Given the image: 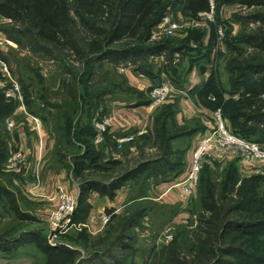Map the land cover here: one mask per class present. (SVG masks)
Listing matches in <instances>:
<instances>
[{
    "label": "rangeland",
    "instance_id": "1",
    "mask_svg": "<svg viewBox=\"0 0 264 264\" xmlns=\"http://www.w3.org/2000/svg\"><path fill=\"white\" fill-rule=\"evenodd\" d=\"M68 1L71 2V0ZM211 6H213L212 20H203L200 14L194 20L185 18L180 10L174 13L168 12L166 16L182 24L181 29L173 35H167L162 31L158 37L156 34L155 38L152 33L151 40L158 41L166 37L179 36L188 29L205 30L217 14L220 17L219 24L225 30L222 31L223 37L218 38V43L213 48L211 60L207 66L215 73L220 86L229 92L234 88L230 80L233 76L235 77V74L230 72V67L237 62L264 65V52L255 48L253 43H241L235 48H229L225 43L226 33L232 36H264V23L250 17L251 14L261 11V8L247 7L237 3L217 6L215 0H209V8ZM70 9V16L76 17L74 9L72 7ZM158 26L160 28V23L153 29ZM9 27L14 30L21 28L18 24L15 27L9 19L0 15V90L4 93L6 100H12L14 103L13 112L0 122V143H5L8 147L7 160L3 169L0 170V188L3 187L5 190H1L3 193H0V237L5 234L14 236L21 230L33 229L48 240V218L54 205L51 201L54 193L51 196H48L49 194L38 196L35 192L31 194L23 188L22 178H28L27 175L23 177L20 174L25 163L15 170L6 167L14 152H22L19 149L17 130L23 128L27 138H32L34 143L40 140L45 144L46 140L47 164L51 166V169L64 170L71 181L77 185L85 179L107 182L124 170L133 168L139 161L151 162V167L145 176L137 181L126 183L132 188L128 194L129 200L120 208V211L115 212L118 215L124 214L129 217L144 206L145 213L139 219L138 224L121 231L120 222L115 220L110 224L109 216H106V224L100 232L92 234L86 229L91 238L87 244L81 240L77 242V233L85 228L80 223L75 224L76 226L61 234L56 240L57 245L61 244L76 250L62 264H174L172 259L177 251H179V257L190 263H196V257L201 256L204 250L201 248L204 245L198 241L205 239L207 234L206 224L203 222L210 215L204 209L205 200L202 201L204 197L202 195L205 193L210 196L214 195L213 200L216 202V207L221 206L219 192H222L224 182L229 180L230 184L232 181L229 177L236 179V182L233 181L231 184V189L226 190L228 196H233L231 198L234 199L237 188L243 180L257 174V171L258 174L264 172V163L259 162L247 166L231 154L213 151L204 165L207 166L202 172L200 171L201 174H199L200 177L192 195L187 197L180 187L168 188L184 174L188 166V154L191 153L197 139L213 124V114L220 108L216 110L208 107L202 108L191 95H188L186 87L181 89L174 87L176 91L172 92L163 104L153 109H149V104L143 105L144 108L133 107L132 104L139 99L150 100L149 93L152 88L169 82V80L166 81L163 74L160 77L163 79L162 82L155 85L158 79L152 81L138 73L134 69L136 65L131 61L116 64L109 62L101 67L95 65L93 74L88 79L90 90L85 92L81 60L73 49H66L62 55L57 54L61 56L59 63L52 57L34 51L24 38L17 37L18 39L14 40L10 34L7 35L1 30V28L9 29ZM14 34L17 35L16 32ZM164 58L163 55L154 56L150 61L155 68H159ZM208 74L206 72V76ZM196 78L198 80L199 76L196 75ZM15 85L18 88L16 96H7V92L12 86L15 88ZM99 89L107 92L97 97L93 90ZM245 90L243 85L239 86L232 98L239 100L247 94ZM139 94H144L145 97L141 98ZM261 94L264 99V93ZM182 97L188 102L191 115L186 118L181 117L179 120L178 101ZM173 102L178 104L174 120L168 117L165 122L170 132L160 133V108ZM112 108L122 121L133 119L140 121L142 128L137 123L140 128L133 124L128 130L120 127L110 133L115 138V140L112 139L114 141L125 135H135L136 137L131 142L123 143L121 146L115 144L114 141L96 144L94 139L92 141L91 138L81 134L85 127L93 125L95 119H108L110 126ZM155 118L157 124L154 126ZM226 123L231 128L228 120ZM197 126H203V129H199L188 139L185 137L170 139L169 145L171 150H174L173 153H169L166 144L161 141L160 135L163 139L165 136H173L178 132L179 127ZM139 132H141L140 135H138ZM124 133L127 134L124 135ZM87 139L91 141L92 151L84 154L83 142ZM261 144L264 147V143ZM81 154L86 155L83 161L78 158ZM162 160H168V162L160 168ZM171 161L174 164H170ZM170 167L173 168L170 169ZM175 174H178L177 177H173ZM263 184L259 188L262 195H264ZM58 186L75 196L71 190H66L62 185H57L52 192ZM213 187L214 191H212ZM46 196L52 202V206L44 214L42 203L38 200H47ZM7 198L15 202L20 212L27 218L26 220L18 222L13 213L5 210ZM233 216L234 214L229 218ZM29 218L33 219L28 220ZM120 231L124 237L115 240V235L117 236ZM122 243L126 244L125 248L120 246ZM198 248L202 251L196 255ZM22 253L35 254L30 249H25ZM92 256H95L93 260L88 261V258ZM43 259L40 255L36 258L35 264H45L46 260ZM53 264L61 263L54 261Z\"/></svg>",
    "mask_w": 264,
    "mask_h": 264
},
{
    "label": "trees",
    "instance_id": "2",
    "mask_svg": "<svg viewBox=\"0 0 264 264\" xmlns=\"http://www.w3.org/2000/svg\"><path fill=\"white\" fill-rule=\"evenodd\" d=\"M215 3L217 6L237 3L247 7L261 8V11L251 14L250 17L264 23V0H215ZM70 7L74 9L76 17L70 16ZM177 10H180L185 18L194 20L200 13L209 10V0H71V2L68 0H0V15L9 19L15 27L17 24L21 27L17 30L11 27L1 28L7 35L10 34L11 38L14 40L18 39L17 37L24 38L34 51L52 57L59 63L61 56L57 54L62 55L66 49H73L81 60L85 92L90 90L88 79L93 74L94 66L101 67L104 63L116 64L131 61L136 65L135 71L152 81L158 79L155 85L162 82L163 79L160 77L164 74L166 79L178 89L184 87L188 75L195 68L202 78L188 91V95L198 99L202 105L212 110L220 108L224 120H228L231 125V128L227 127L232 133L263 146L261 143H264V99L261 93H264V65L235 63L229 69L233 75L235 74V77L233 76L230 80L234 88L229 92L225 91L216 80L215 73L207 66L211 60L213 48L218 43V29H224L219 24L220 17L217 14L205 30L188 29L181 36L166 37L158 41L151 40L152 29L168 12L174 13ZM226 34L225 43L229 48H235L241 43H253L255 48L264 52V36ZM162 55L165 57L163 62L159 68H155L150 59ZM175 59H177L176 62ZM206 72L209 74L204 77ZM242 85L246 88L247 94L239 100H234L233 93H236L238 87ZM106 92L104 89L93 90L97 97ZM139 96L145 97L144 94ZM210 96L214 97V100H210ZM176 102L161 106L160 133L170 132L165 122L168 117L174 120L178 105ZM149 103V99H139L132 105L143 106ZM13 110V101L6 100L4 93L0 90V122ZM156 124L155 118L153 125ZM199 129H203V126L179 127L178 132L173 136H165L163 139L160 135V138L162 143L166 144L169 153H173L174 150H171L169 145L170 139L174 137L188 139ZM82 133L93 141L95 135L93 125L85 127ZM112 139L115 140L107 128L103 142L114 141ZM114 143L116 144V141ZM83 144L84 154L92 151L90 139L84 140ZM7 157L8 147L5 143H0V170L3 169ZM83 157L86 155L78 156L82 159L80 161H83ZM167 162L168 160H162L160 168ZM150 163V161H139L133 168L124 170L107 182L95 179L82 180L78 185L79 193L76 197L75 211L71 217L72 223H82L85 219L89 208L86 196L89 192H97L112 199L116 191L127 182L137 181L145 176L151 167ZM170 164L174 162L171 161ZM229 178L232 182L229 184V180L223 181L222 192H219L221 206L216 207L214 195L210 196L206 193L202 195L204 196L202 201L205 200L204 209L210 213L207 220L203 219L207 229L206 237L198 241L204 245L201 247L204 249L202 255L196 257V263H190L179 257V251H177L172 259L174 264H264V195L259 191L264 183V175L255 174L243 180L237 188L234 199L231 198L233 196H228L226 190L232 187L231 184L233 181L236 182V179ZM1 190L4 188H0V193H3ZM133 200L134 198L130 200V204ZM4 207L7 212L15 215L18 222L27 219L11 198H7ZM145 209L144 206L140 207L129 217L124 214L118 215L112 209L107 210V213L110 224L116 220L121 224V231H125L126 228L138 224L139 219L144 216ZM233 214L234 216L229 218ZM121 231L117 236L115 235V240L124 237ZM76 239H78L77 242L81 240L84 244L91 240L86 229H81ZM120 246L125 248L126 244L122 243ZM25 249L35 252L33 264L40 255L44 258L43 260H46L45 264H53L54 261H60L62 264L76 251L61 244L51 246L45 236L33 229L21 230L14 236L5 234L0 237V252L5 255L27 254L22 253ZM201 251L198 248L196 255ZM94 257L88 258V261H92Z\"/></svg>",
    "mask_w": 264,
    "mask_h": 264
},
{
    "label": "built area",
    "instance_id": "3",
    "mask_svg": "<svg viewBox=\"0 0 264 264\" xmlns=\"http://www.w3.org/2000/svg\"><path fill=\"white\" fill-rule=\"evenodd\" d=\"M203 20H212L213 6L208 11L200 13ZM163 33L167 35H173L179 29L182 24L177 20H172L169 16H164L160 22ZM223 30L218 29V38L223 37ZM17 86L7 92V96H16ZM176 91L174 86L169 83H163L159 86L152 88L149 93L150 103L149 109H153L158 105L163 104L172 92ZM210 100H214V97L210 96ZM109 126L108 119H95L93 127L95 130L94 142L100 144L104 140V133ZM141 132L138 133L140 135ZM136 136L125 135L116 139V143L121 146L123 143L131 142ZM213 151H222L231 154L240 159V161L250 166L256 163H264V147L258 143L245 140L232 133L226 125L220 109H217L213 114V124L197 139L195 145L191 151V159L189 168L179 180L172 184L173 187H180L183 194L187 197L192 195L194 188L198 183L200 171L204 165L208 162ZM25 163V156L22 152H14L8 160L7 168L19 169ZM258 174V171H257ZM264 175V172L261 173ZM51 201L54 203L53 208L48 218V243L51 246L57 245V239L59 236L70 228L76 226L71 221L72 214L76 207V197L71 193H67L59 186L55 190Z\"/></svg>",
    "mask_w": 264,
    "mask_h": 264
},
{
    "label": "crops",
    "instance_id": "4",
    "mask_svg": "<svg viewBox=\"0 0 264 264\" xmlns=\"http://www.w3.org/2000/svg\"><path fill=\"white\" fill-rule=\"evenodd\" d=\"M152 33L154 35V38L156 34H157L156 37H158L162 33L161 24H160V28L159 26L156 27L155 29L152 30ZM196 75L199 76L198 80L196 78ZM204 77H206V73L204 74ZM200 79L201 76L199 75L198 71L194 68L192 72L188 75L187 80L184 83V88L186 87L187 91L191 90L196 84H198ZM194 99L202 108H205V106L202 105L198 101V99L196 98ZM178 104L180 108V117H178L179 120H181V117L186 118L187 116L191 115L190 114L191 109L189 107V104L188 102H186V100L183 97L181 98V100L178 101ZM133 107L144 108V106H133ZM112 110L113 111H111V113L113 114L111 116L112 121H111V125L109 126V133L115 132L117 128L120 127L121 129L123 128L125 130H128L132 127L133 124L137 125V123L138 124L140 123L139 120H134V119L122 121L120 116H116L113 108ZM126 112L127 114H130L128 113V111H125V113ZM139 126L142 128L140 124ZM139 126L137 125L138 128H140ZM125 134L127 133H124V135ZM17 137L19 139V149L22 150V152L26 157L25 167L23 171L20 173L23 175V177H25L24 175H27L28 177L27 179L22 178V186L24 189H26V191L31 192V194L32 192H35L36 194H38V196L43 194L45 195L49 194L48 196H51L55 192V191L52 192L53 189L57 185H62L66 190L68 191L71 190L76 197L78 196L79 193L78 185L73 181H71L69 175L64 170L58 171L57 168L51 169V166L47 164L48 163V160L46 159L47 151L45 147L46 140L44 141L45 144H43V142L40 140L34 143L32 138L30 139L27 138V134L25 133V131H23V128L17 130ZM190 159H191V153L188 154V160H187L188 166L187 169L184 171V174L189 168ZM184 174L182 175V177L184 176ZM38 183L40 184L38 185ZM171 186L172 185H169L168 188H171ZM131 191L132 188H130V186L127 185L123 186L116 191L115 196L112 199H109L106 195H101L97 192H89L86 196V202L89 208L86 213L85 219L83 220L82 223H80V225L83 228L87 229L92 234L100 232L106 224L105 223L106 216H109L107 210L112 209L114 210V212L120 211V208H122V206L129 200L128 194ZM38 201L42 203L41 205L42 208H44V212H45L44 214H46L50 210V207L52 206V202L48 200V197L47 200L39 199ZM33 254L28 253V254H19L16 256H9L0 252V264H33L34 262Z\"/></svg>",
    "mask_w": 264,
    "mask_h": 264
}]
</instances>
